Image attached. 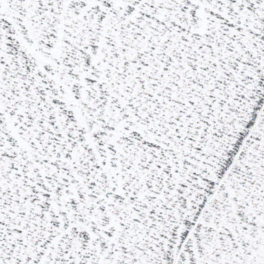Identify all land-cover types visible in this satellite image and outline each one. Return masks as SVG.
Listing matches in <instances>:
<instances>
[{
	"label": "snow or ice",
	"instance_id": "snow-or-ice-1",
	"mask_svg": "<svg viewBox=\"0 0 264 264\" xmlns=\"http://www.w3.org/2000/svg\"><path fill=\"white\" fill-rule=\"evenodd\" d=\"M0 264H264V0H0Z\"/></svg>",
	"mask_w": 264,
	"mask_h": 264
}]
</instances>
